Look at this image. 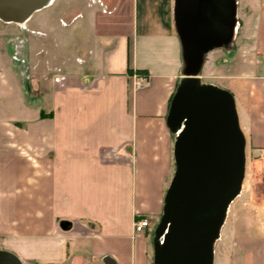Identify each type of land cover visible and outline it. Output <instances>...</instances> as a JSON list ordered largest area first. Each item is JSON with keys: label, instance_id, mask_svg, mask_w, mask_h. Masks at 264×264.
I'll list each match as a JSON object with an SVG mask.
<instances>
[{"label": "crops", "instance_id": "1", "mask_svg": "<svg viewBox=\"0 0 264 264\" xmlns=\"http://www.w3.org/2000/svg\"><path fill=\"white\" fill-rule=\"evenodd\" d=\"M57 1L20 33L0 19V248L24 264H104L106 255L151 264L149 234L134 222L161 216L174 173L167 115L184 68L174 1L61 0L65 16L39 15ZM249 2L243 38L256 14L264 55V0ZM218 50L206 55L203 81L228 62ZM140 71L150 82L138 89ZM234 79L206 82L233 91L252 153V84ZM237 199L231 231L242 224Z\"/></svg>", "mask_w": 264, "mask_h": 264}, {"label": "water", "instance_id": "2", "mask_svg": "<svg viewBox=\"0 0 264 264\" xmlns=\"http://www.w3.org/2000/svg\"><path fill=\"white\" fill-rule=\"evenodd\" d=\"M49 1L0 0V19L27 21ZM237 14V0H175L184 68L167 115L175 168L154 231L153 264H214L216 241L242 192L247 139L235 96L200 74L210 51L232 44ZM103 262L118 264L110 255ZM0 264L24 262L0 248Z\"/></svg>", "mask_w": 264, "mask_h": 264}, {"label": "rangeland", "instance_id": "3", "mask_svg": "<svg viewBox=\"0 0 264 264\" xmlns=\"http://www.w3.org/2000/svg\"><path fill=\"white\" fill-rule=\"evenodd\" d=\"M173 1L175 4V0ZM151 2L152 6H155L158 0H151ZM248 3H250L249 0H243L242 5L238 4V24L232 44L228 49L221 48V50L217 51L218 59L223 57L228 59V62L222 64L217 69L215 67L213 69L206 68L207 71L211 70L215 73L204 76V80L206 81L212 80L220 83H229L232 80H227L226 82L225 80L234 75V82L252 84V153L247 143L244 186L242 194L234 202L235 211L242 215V224L241 226L238 224L236 229L231 231V220L233 219L231 212L233 208L232 204L229 218L222 228L220 238L215 244L214 264H230L232 256L236 255V252L238 254L237 264H264V55L255 40L256 14L252 18V25H249L252 27V39L246 41L243 38V33H245L244 29L247 27L246 15L253 13L252 3H250L251 6H248ZM66 8L63 6L62 1L58 0L53 6L39 12V15L43 13V15H49L57 19L68 13ZM100 8L99 5H96L92 9L95 11ZM84 15L75 22V25L85 21L86 18L90 17L91 13L87 12ZM141 17L142 15L138 14L139 20ZM11 25L17 27V33H20L19 30L24 28L22 26L23 24L13 23ZM261 37L264 41V17L261 25ZM254 52H257L258 55H255ZM250 72H252V79H248L245 76L247 74L249 75ZM231 92L233 93V91ZM251 174L252 191L250 192ZM247 193L250 196H246ZM256 199L258 202H256ZM147 219L150 221L149 218ZM159 219L160 217L156 220H151L149 227L142 232L149 234V261L151 264H153L154 255L153 236Z\"/></svg>", "mask_w": 264, "mask_h": 264}, {"label": "built area", "instance_id": "4", "mask_svg": "<svg viewBox=\"0 0 264 264\" xmlns=\"http://www.w3.org/2000/svg\"><path fill=\"white\" fill-rule=\"evenodd\" d=\"M23 27H25V23L23 24ZM150 82V79L147 75L140 74V73H135L133 76V83L135 88H143L146 85H148ZM150 225V221L143 217L139 218L135 221L134 223V228L137 233H142L144 232Z\"/></svg>", "mask_w": 264, "mask_h": 264}, {"label": "bare ground", "instance_id": "5", "mask_svg": "<svg viewBox=\"0 0 264 264\" xmlns=\"http://www.w3.org/2000/svg\"><path fill=\"white\" fill-rule=\"evenodd\" d=\"M53 1H54V0H50L49 3L47 4V6L50 5ZM25 22H26V21H22V22H18V23L22 25V24H24Z\"/></svg>", "mask_w": 264, "mask_h": 264}, {"label": "trees", "instance_id": "6", "mask_svg": "<svg viewBox=\"0 0 264 264\" xmlns=\"http://www.w3.org/2000/svg\"><path fill=\"white\" fill-rule=\"evenodd\" d=\"M138 73H140V74H143L144 73V71H140V72H138ZM145 75V74H144Z\"/></svg>", "mask_w": 264, "mask_h": 264}]
</instances>
